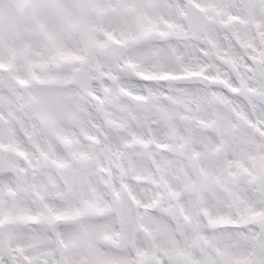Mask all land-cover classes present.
Listing matches in <instances>:
<instances>
[{"label": "snow or ice", "instance_id": "1", "mask_svg": "<svg viewBox=\"0 0 264 264\" xmlns=\"http://www.w3.org/2000/svg\"><path fill=\"white\" fill-rule=\"evenodd\" d=\"M0 264H264V0H0Z\"/></svg>", "mask_w": 264, "mask_h": 264}]
</instances>
